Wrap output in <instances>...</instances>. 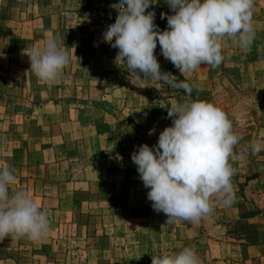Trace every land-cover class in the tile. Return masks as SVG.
Here are the masks:
<instances>
[{"label": "rangeland", "instance_id": "obj_1", "mask_svg": "<svg viewBox=\"0 0 264 264\" xmlns=\"http://www.w3.org/2000/svg\"><path fill=\"white\" fill-rule=\"evenodd\" d=\"M63 7L58 3L37 4V0H0V167L14 170L16 181L10 192L29 193L35 189L39 194H54L72 172L80 177L82 163L101 155L95 153L94 143L99 135L96 124L104 118L102 111L112 115L122 131L130 121L121 104L101 98L105 86L89 83L103 72L86 68L84 63L82 68L74 67L71 53L69 63L54 81H41L30 69L24 51L42 46L48 38H57L46 35L53 31L52 20L46 16ZM152 10L159 28L164 30L161 13L171 14L172 10L165 0L146 9ZM115 15L116 11H112L110 17ZM252 25L254 38L250 46L241 49L224 37L221 43L225 60L215 69L202 64L201 83L197 87L192 84L197 89L195 95L186 94L188 101L199 99L220 106L241 137L229 163L234 170L233 188L245 195L233 199L245 210L244 219L238 223L227 218L224 204L214 196L212 212L199 223L180 218L167 223V216L155 211L147 199L149 189L139 182L128 187L131 196L115 199L116 207L113 199L110 206L108 197L81 196L76 212L56 213L51 209L50 224L64 222L73 226L56 233L60 244L42 240L28 244L21 250L27 253L22 255V264H151L152 255L176 252L185 246L197 253L201 264H239L233 259H212L210 253L205 256L208 238L236 242L256 238L253 234L257 231L258 239H264V222L259 217L260 213L264 216V0H254ZM74 57L77 64L80 58ZM161 70L176 75L171 67ZM176 79L179 81L177 75ZM159 86L156 90L164 96L177 93V88L162 81ZM119 135L117 152L142 144L143 136L123 140ZM253 142L261 144L260 151H252ZM74 186L90 190L85 184ZM252 205L257 208L255 219L251 217ZM0 248V253L16 251L13 243Z\"/></svg>", "mask_w": 264, "mask_h": 264}, {"label": "clouds", "instance_id": "obj_2", "mask_svg": "<svg viewBox=\"0 0 264 264\" xmlns=\"http://www.w3.org/2000/svg\"><path fill=\"white\" fill-rule=\"evenodd\" d=\"M158 0H115L117 14L104 29V39L117 48L116 61L123 60L130 83L139 86L141 79L162 81L172 88L184 89L190 96L193 88L187 80L162 71L154 50L169 60L181 75L203 65L219 66L225 56L222 39H232L247 49L254 38L252 8L254 0H165L171 14L167 27L155 23V11H146ZM30 69L41 81H54L69 63L70 56L55 38L40 47L24 51ZM143 74V77L141 76ZM140 87V86H139ZM172 122L163 128L154 145L142 143L132 152L139 178L152 208L167 216L199 223L213 210L212 197L230 205L234 199L231 177L234 170L229 158L241 137L233 130L227 113L204 100L174 102L168 106ZM155 127L149 129V135ZM253 142V152L261 150ZM16 181L14 170L0 167V240L26 237L40 241L49 232V213L23 190L10 192ZM151 264H201L197 253L185 246L181 250L152 255Z\"/></svg>", "mask_w": 264, "mask_h": 264}, {"label": "crops", "instance_id": "obj_3", "mask_svg": "<svg viewBox=\"0 0 264 264\" xmlns=\"http://www.w3.org/2000/svg\"><path fill=\"white\" fill-rule=\"evenodd\" d=\"M114 2L115 0H37V4L41 5L58 3L65 6L61 10H54L51 15L48 14L46 16V19L49 21L51 19L53 23L52 34L48 31L46 35L57 36L58 42L64 46L68 53L73 55L72 63L74 67L82 68L84 63L86 68L91 67L95 71L97 69L103 72V74H96V81L91 79L89 83H98L105 86V91L101 94V98L121 104V109L130 118V121L126 123V128L122 131L112 115L102 111L104 118L100 119V123L96 124V131L99 135H97V142L94 143L95 153H100L101 155L82 163L79 166L82 167L78 174L80 175L81 173L80 177L72 172L70 174L72 175L70 176L71 178H68L67 182H63L62 185L60 184L54 194H49L47 191L39 194L35 189L29 191L31 197L48 213L51 212V209L55 210L56 213L78 211L80 209L78 203L81 196L108 197L110 206H112L113 199L115 207V199L119 196H131L128 190L131 184L139 185L140 182L143 185L137 172V166L131 160V154L137 146L125 152H117L115 146L117 139L120 138L119 134L123 135V138H125L123 140L143 136L142 143H148L150 146L154 145L158 140L160 131L172 122L171 118L167 117L168 106L174 102L188 101L187 96L179 92L169 96L159 93L156 89L160 87V81L157 80L141 79L139 81L140 87L130 83L129 73L126 70L124 61L120 59L116 61L115 59L118 49L111 47L112 41L103 37L104 29L112 18L110 14L112 11L113 13L115 12L114 7H112ZM163 12L166 13L165 11ZM161 24L165 28L167 27L166 16L161 19ZM154 52L160 65L167 63L168 60L160 53L159 43H157ZM76 55L80 58L77 64H75L77 60L74 57ZM83 56L85 58L82 60ZM215 68L212 67V69ZM183 76L189 79L196 87L201 83L200 67L192 72L183 74ZM153 127H155V132L149 135V129ZM127 134L130 135L127 136ZM72 167H75V164ZM91 170H93V176H91ZM77 184L88 185L90 190L86 192L83 189H77L74 186ZM70 185L72 188H70ZM138 190L137 193H139ZM233 190L234 197H238L240 192L235 188ZM240 195L242 197L245 196L243 193ZM252 206L254 213L251 214V217L255 219L258 216L256 214L257 208L254 205ZM109 211H112V209H109ZM224 211L227 212V218L231 217L234 221L237 220L238 223H240V219L245 217L243 212L245 210L239 204L233 202L230 205H224ZM259 217L261 222H264L262 213L259 214ZM72 226V224L64 222L50 224L49 231L52 232H48V234H55V238L54 236L53 238L44 236L41 240L43 243L49 242L52 245L60 244L61 241L56 238V233L62 231L63 228ZM192 226L190 225V227ZM74 227L76 226L74 225ZM247 232L250 234L252 231L248 229ZM254 233L253 236L255 235L256 238L250 236L247 240L241 238L237 239L236 242H231L228 239L214 240L208 238V241H210H207L209 248L206 246L203 251L204 255L206 256L207 254L208 256V253H210L212 259H233L239 264L249 261H253L254 264H264V239H258L257 231H254ZM41 240L34 242L26 237L11 238L6 236L0 240V245L13 243L16 246V251L0 253V264H22V255L27 253H22L21 250L27 247L28 244L41 243ZM235 249L237 250L236 253H234ZM51 255H55V253L52 252Z\"/></svg>", "mask_w": 264, "mask_h": 264}, {"label": "trees", "instance_id": "obj_4", "mask_svg": "<svg viewBox=\"0 0 264 264\" xmlns=\"http://www.w3.org/2000/svg\"><path fill=\"white\" fill-rule=\"evenodd\" d=\"M155 23L159 26V20L157 19V17H155ZM172 63L169 61L167 64H165V65H161V69H163V70H167V69H169V67H171L173 70L175 69V73H176V75H177V77L179 78V80H187V82L192 86V88H193V91H192V93H191V95L190 96H194L195 95V93H196V89L193 87V85H192V82L189 80V79H187L186 77H184L183 75H181L179 72H178V70H176V68L174 67V65L173 66H169V65H171ZM176 92H179V93H181V94H187L186 92H185V90L184 89H178L177 88V91ZM188 95V94H187Z\"/></svg>", "mask_w": 264, "mask_h": 264}, {"label": "built area", "instance_id": "obj_5", "mask_svg": "<svg viewBox=\"0 0 264 264\" xmlns=\"http://www.w3.org/2000/svg\"><path fill=\"white\" fill-rule=\"evenodd\" d=\"M114 3H115V2H114ZM114 3H113V4H114ZM114 9H115V11H116V14H117V9H116V8H114Z\"/></svg>", "mask_w": 264, "mask_h": 264}]
</instances>
